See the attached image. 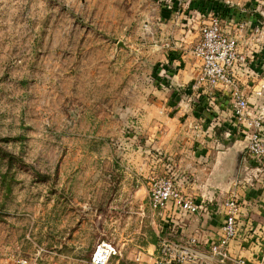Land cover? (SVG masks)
Here are the masks:
<instances>
[{
	"label": "rangeland",
	"instance_id": "obj_1",
	"mask_svg": "<svg viewBox=\"0 0 264 264\" xmlns=\"http://www.w3.org/2000/svg\"><path fill=\"white\" fill-rule=\"evenodd\" d=\"M202 1L179 0L178 17L163 21L161 5L173 0H0V264H89L97 244L116 236L111 218L101 232L86 218L81 237L69 238L63 225L76 184H89L109 216L110 200L137 187L134 174H144L136 197L146 208L149 181L167 175L219 213L247 156L249 129L230 98L197 103L186 91L201 71L193 47L207 20ZM213 1L250 10L259 2ZM220 17L255 60L238 75L253 80L250 113L264 116V95L253 90L264 84V30L241 32ZM178 70L187 80L180 92ZM160 103H177L182 121L165 120ZM159 116L162 126L152 124ZM125 219L140 226L144 218ZM149 219L157 220L149 225L156 244L172 218Z\"/></svg>",
	"mask_w": 264,
	"mask_h": 264
},
{
	"label": "built area",
	"instance_id": "obj_2",
	"mask_svg": "<svg viewBox=\"0 0 264 264\" xmlns=\"http://www.w3.org/2000/svg\"><path fill=\"white\" fill-rule=\"evenodd\" d=\"M255 3L253 9H256L259 2ZM226 20L228 24L236 23L241 32L252 27L256 33L262 28L259 20L254 23L252 17L250 20L227 17ZM223 23L218 13H207V21L201 27L200 38L193 47L194 55L201 62V71L194 81L193 89L199 96L205 95L213 100L218 98L224 101L227 97L230 98L237 122L249 129L246 148L249 158L264 163V116L261 112L254 115L250 113V88L253 80L245 83L238 75L241 72H252L255 60L250 53L240 49V36L224 27ZM263 86L264 84L254 86L253 90L257 95L262 94ZM148 185V203L154 211L169 208L174 212L196 214L206 209L203 204L196 203L183 194L170 176H155ZM224 211L221 232L217 241L207 247L208 252L199 250L201 242L197 236L184 235L180 225L171 222L168 229L163 234L161 231L158 236L153 264H250L243 258L233 257L229 250L231 242L238 235L241 211L239 198L235 194H231L224 202ZM117 254L115 246L101 241L93 251L90 264H110L112 257ZM253 264H264V237L257 261Z\"/></svg>",
	"mask_w": 264,
	"mask_h": 264
},
{
	"label": "crops",
	"instance_id": "obj_3",
	"mask_svg": "<svg viewBox=\"0 0 264 264\" xmlns=\"http://www.w3.org/2000/svg\"><path fill=\"white\" fill-rule=\"evenodd\" d=\"M173 1V6H171V4L161 5L160 17H162L161 19L163 21H165L166 18H171L170 20H172L174 17H178L176 14L179 12H177L178 9L174 7V5L178 3L179 0ZM258 1L263 5L262 7L258 4L256 5V9L253 10H250L248 7L243 8L241 6V8L251 13L255 12L258 14L259 12L264 19V0ZM191 6L193 7V5ZM203 13L207 16V12L203 11ZM261 25L262 30H264L262 22ZM177 57L178 56H176L175 59ZM177 62L178 61L175 60L174 63ZM176 72L177 74L173 79H175L174 83L178 86L175 90L180 92L183 89L181 85L187 80L186 76H183L180 70ZM187 78H189V76ZM186 91L190 93V96L193 95V101L198 102L199 95L193 88H189V90ZM178 96L177 98L179 99ZM217 100L219 102L220 99L217 98ZM170 103H165L163 105L160 103L157 110L167 114V117H164V119L168 120L170 124H177L180 120L182 121L181 116L183 110L177 103L174 105H170ZM148 110L150 109L146 108V111ZM144 117L146 118L147 115L144 114L142 118ZM159 119L160 120L152 119V124L157 125V123H160L162 116H159ZM188 121L193 120L191 117H188ZM160 125L162 126V123H160ZM193 126L198 129L196 130L198 134L201 128L200 124L194 123ZM138 175L139 174H134L133 180L138 183L136 185L137 187L129 190L128 196L126 195L127 197L123 198L121 197L122 195H117V197L110 200L108 206L110 208L109 216L107 215L108 213L100 209L104 206L102 202L98 203L96 200L91 199V195L89 194L91 188L89 184H87V188L84 189L81 188L80 184H76V187L73 188L70 193V195L72 194V198L68 200V215L67 210L65 215L66 217L68 216V218H64L63 225L69 238L76 239L81 237L82 232L86 228V218H95L91 226L94 227L95 231L98 229L100 232L103 230V218H111L110 231H114L113 234L116 236L112 237L111 240L107 242L115 246L118 254L112 257L110 264H153L157 253V243L155 244L150 241L149 225L150 223L156 225L157 220L153 219L150 221L149 218H161V220H159L160 222H163L166 218H172L171 222H175L173 218H190L189 222H187L188 220L186 219L184 224H180V230L186 236H197L201 242L198 247L199 250L204 253L208 252L207 247L217 241L218 234L221 232V226L225 218L224 205L221 206L220 210L216 208L219 213L209 208L208 205H204L206 209L196 214L174 212L169 208L154 211L148 202L146 208L145 203L136 197L139 192L145 188L144 178L142 177L144 174L141 173V176ZM85 191H88L87 196L84 194ZM231 194H235L239 198L241 204L240 218H242V220L238 222V235L237 238L231 242L229 247L230 253L233 257L243 258L250 264L256 263L260 245L264 237V163L249 158L247 153L243 161L240 175L234 182ZM125 218H138V221L139 218L144 219L140 220L141 225L139 226V222H130ZM207 218L213 219L209 220ZM243 223H247V227L241 226ZM136 227L137 229H135ZM161 231L162 230L156 231L157 240ZM119 236H121L122 239L119 240Z\"/></svg>",
	"mask_w": 264,
	"mask_h": 264
},
{
	"label": "trees",
	"instance_id": "obj_4",
	"mask_svg": "<svg viewBox=\"0 0 264 264\" xmlns=\"http://www.w3.org/2000/svg\"><path fill=\"white\" fill-rule=\"evenodd\" d=\"M216 3L217 1L214 2L213 0L202 1V5H203L202 11H205V12L212 11V12L218 13L219 15L225 14L226 17H235L237 20H242L248 17L250 18L252 17L254 19V22H257V20L259 19L258 17L260 16V14H257L255 12L248 13L247 10L243 12L240 8L236 6H226L225 7V5H223V7H218ZM195 4H197L198 6V0H192L191 5L195 6ZM174 7H177V5L175 4ZM255 15L257 17H255ZM199 101L206 102L208 101V98L205 95H200L197 103H199Z\"/></svg>",
	"mask_w": 264,
	"mask_h": 264
},
{
	"label": "water",
	"instance_id": "obj_5",
	"mask_svg": "<svg viewBox=\"0 0 264 264\" xmlns=\"http://www.w3.org/2000/svg\"><path fill=\"white\" fill-rule=\"evenodd\" d=\"M261 22H262V24L264 25V19L263 18H261ZM261 95H264V86H263V88H262V94ZM246 147H247V145H246Z\"/></svg>",
	"mask_w": 264,
	"mask_h": 264
}]
</instances>
